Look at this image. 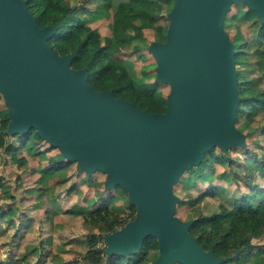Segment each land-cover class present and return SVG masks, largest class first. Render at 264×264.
<instances>
[{
	"label": "water",
	"instance_id": "1",
	"mask_svg": "<svg viewBox=\"0 0 264 264\" xmlns=\"http://www.w3.org/2000/svg\"><path fill=\"white\" fill-rule=\"evenodd\" d=\"M244 2L264 22V0H175L165 42H153L159 82L170 84L164 112L148 111L111 90L87 83L73 55L58 54L24 0H0V92L7 131L35 128L77 167L107 173L106 188L121 185L136 216L106 235L109 254L135 253L147 235L158 240L155 264H220L175 216L173 185L214 145H245L236 125L239 102L234 45L224 29L232 4Z\"/></svg>",
	"mask_w": 264,
	"mask_h": 264
},
{
	"label": "trees",
	"instance_id": "2",
	"mask_svg": "<svg viewBox=\"0 0 264 264\" xmlns=\"http://www.w3.org/2000/svg\"><path fill=\"white\" fill-rule=\"evenodd\" d=\"M24 1L34 13L40 27L47 25L54 27V31L48 39L53 49L60 55L71 53L73 55L71 67L75 69L85 67L87 69V83L91 87L96 90H111L114 97L125 99L148 111H165L170 89L164 92V88L170 87V84L152 80L157 76L156 67L158 65L153 53L148 51L156 66L148 70L143 61L139 72H137L129 55H127L126 49L131 47L134 53L139 54L141 58L144 54L142 47L145 42L149 41V47L156 41L165 42L159 38L162 34L167 36L168 13L172 10L175 0ZM89 2H95L93 12L89 14L92 15L90 20L109 18L111 21L109 33L101 34L89 23H85L82 10ZM241 45L242 48L249 47L247 41H243ZM246 53L245 50L240 49L235 52L236 62L238 55H242L247 62L250 61L251 57L250 55L246 56ZM258 57V71L264 78V49L258 54ZM240 73L237 71L240 98L235 125L242 119H246L250 126L256 121L257 114L264 110V88L252 86L250 79L241 82ZM152 74H154L153 77ZM246 81L249 82L247 86L245 85ZM4 105L0 103V152L4 151L10 155V159L18 163V168L28 164L32 157L38 156L39 161L33 170L34 172L38 171L39 180L45 186L33 190L40 194V197L45 194L44 189L47 188L52 191L46 200L49 206L36 207L45 208L44 212L46 215H50V218L58 209H62L63 212L69 213L71 216H82L88 224L96 229L90 231L83 240H78V238L66 240L61 235V244L56 246L54 252H48L44 241L41 240L37 246L30 249L31 252L35 251L39 254L40 257L37 262L40 263L42 258L50 253L54 264L61 262L69 264L68 260L66 261L61 256V253L68 251L71 245L77 244V242L82 247L87 248L80 257V264H122L123 260H125L124 264H148L150 261H155L151 258L150 252L152 249H158L159 244L157 237L151 234L143 238L138 252L128 254H109L106 252L104 235L122 228L128 221L134 219L136 216L134 204L127 201L126 197L124 199L119 196L121 194H118V190L106 188L104 186L105 181L101 184L99 181L96 184L93 174H87L85 170L77 168V174H86L85 178L81 176L80 179L75 174L77 186L83 184L90 187L104 186V189L101 190L102 195L98 197V200L91 203L86 201L88 200L87 197L83 202H79L80 199L76 198L73 200L75 203L71 206L63 207L62 202L53 192L56 191L60 182L68 178L67 169L71 162L77 163V161L69 160L63 153L64 158L54 159L52 155L48 156L53 149H61L53 146L49 141L50 145L43 150L41 144L46 139L40 136L35 128H30L24 133L9 134L7 128L11 117ZM236 127L242 132L245 131L241 127ZM252 127L254 134L264 135V125ZM13 137L17 139L16 142L11 140ZM263 146L259 144L258 151L248 146L245 147L255 161H260L255 168L252 166L251 170H246L245 176L239 177L235 170L221 171L216 174L211 170L215 161L219 160L222 155L215 152L217 145L206 151L198 163V167L191 171L196 176L197 181L201 183L197 192L192 195L187 194L190 196V203L193 204L195 210L204 199L215 197L216 193L220 192L218 189L223 188L225 184H227L226 188L231 190L230 196L227 195V202L220 201L216 210L211 212L199 211L189 219L191 224L188 232L197 238L198 244L206 252L211 251L221 257L220 264L238 263L240 261L242 263L245 258H253L256 253L254 240L264 238V184L256 183L253 178L257 171L255 169L258 168L260 171L264 169V151L259 150ZM241 147L243 146H233L235 151L240 150ZM21 149H24V153L18 156ZM43 158L49 160L45 166L41 165L40 160ZM94 172H100V170ZM51 178L56 180L50 181ZM208 180L209 183H207ZM205 181L206 184L203 188L202 185ZM70 187L67 190V200L63 199V203L68 202L73 196H79L76 188L71 189ZM3 192H8V185L0 178V196ZM8 195L10 198H14L12 193ZM89 197L91 196L88 195ZM51 203L57 204L56 210L52 209ZM122 206L126 207L128 212L123 211ZM17 208L11 204L0 206V218L8 220V223L12 224L16 231L22 228L27 231L30 227L29 220L16 216L18 214ZM5 233H7V229L3 227L0 236ZM102 240L104 243L100 242ZM49 241L51 242V238ZM9 243L11 242L0 243V264H22V261L28 258L27 254L30 251L20 254L17 250L20 241L16 244L11 243L7 253V255H11L6 259L2 258L5 255L2 248L8 246ZM27 248L26 245L25 249ZM16 254L21 256H16ZM72 263H76V260Z\"/></svg>",
	"mask_w": 264,
	"mask_h": 264
},
{
	"label": "rangeland",
	"instance_id": "3",
	"mask_svg": "<svg viewBox=\"0 0 264 264\" xmlns=\"http://www.w3.org/2000/svg\"><path fill=\"white\" fill-rule=\"evenodd\" d=\"M72 2H76L77 0H71ZM82 1V0H80ZM93 8H95V2H89L85 5V9L82 10V17L85 21V23H89L92 27L96 28L98 31H100L101 34H107L110 31V19L109 18H102V19H95L90 20L92 18L91 12H93ZM166 14V13H164ZM259 18V19H258ZM224 29L228 34L229 39L231 40L232 44L234 45V50L237 52L240 50H245L247 52L246 56L251 57L250 61H246L245 58L241 55L237 56V62H236V69L240 73V81L244 82L246 79H250V84L252 86L257 88H264V78L261 77L260 72L258 71V64L257 59L258 54L264 49V22L260 20V17L258 13L248 7L244 2H236L232 4L231 8L228 10L227 15L225 17L224 21ZM162 41H166L167 36L166 34H162L159 38ZM243 41H247L249 44V47L242 48ZM149 42V41H148ZM145 42V45L142 47V52L144 53L142 57L140 58L139 54L134 53V51L130 48L126 49L127 55H129L131 61L133 62V66L137 72H139L143 61L146 63L145 68L146 69H152L156 66L154 64V59L152 55L148 52L151 51L149 47V43ZM238 49V50H237ZM141 51V50H140ZM139 51V53H140ZM152 77L154 74L151 75ZM152 80H156L155 78H152ZM151 83V82H150ZM245 85H249V82L246 81ZM170 87H165L164 92H167ZM240 96V95H239ZM0 103L5 104L6 110L8 111V105L5 103L4 97L2 93L0 92ZM10 116V114H9ZM257 121V123H256ZM256 121H254L253 125H248V121L246 119H242L239 123L236 124V126L241 127L245 131L243 132L245 134V146L241 147L240 150L235 151L232 147H228L226 149H222L219 146L215 148V152L221 153L219 160L217 159L211 168V170L216 174L221 171H231L235 170V172L238 174L239 177L245 176L246 170H251V167H256L257 164L260 163V161H255L254 157L250 152H247L245 149L246 146L252 148L253 150L258 151L259 144L264 145V135H256L253 132L252 126H262L264 125V110L260 111L256 116ZM13 142H16L17 139L13 137L11 139ZM50 143L48 140L42 142L41 148L44 150L47 146H49ZM236 146V145H235ZM239 146V145H238ZM259 150L264 151L263 148L260 147ZM24 153V149L19 150L18 156H21ZM63 152L59 149H53L49 153L48 156L52 155L54 159L64 158ZM62 154V155H61ZM10 155L6 154L4 151L0 152V178H2L6 185H8V192H3L2 196H0V206H5L8 204H11L13 206H17V212L18 214L16 216L22 217L24 219L29 220L30 227L27 231H25V228L20 229L19 231H16L14 226L10 223H8V220L5 218H0V231H2V228L7 229V233L2 234L0 236V243L1 242H11L13 244H16L19 239L18 237H23L27 241V247L31 249L33 246H37L40 239L45 240L46 236L51 234L52 239L56 241L55 244L59 243V236H64L66 240L70 238H78V240H83L82 238H85L86 235L94 229V227L90 224H88L82 216H71L69 213L63 212L62 209H58L57 212L54 213L52 218H50V215L45 214V208H37L36 206H49V203L46 201L52 194V191L50 189H44L45 194L40 197V194H37L33 189H38L39 187L45 186L42 181L39 180L40 174L38 171L34 172V166L38 163L39 157L34 156L32 157L28 164L19 167L18 163L16 161H12L10 159ZM67 158V157H66ZM53 159V160H54ZM67 160V159H66ZM41 165L45 166L48 163V159L43 158L40 160ZM198 164L193 165V168L188 167L184 169V171L181 173V175L178 178V181L174 183L173 185V192L177 195L178 200L175 205V216L179 217L180 219L184 221H188L192 217H194L199 211L203 212H211L217 209L218 204L220 201L227 202V195L230 196L231 190L227 187V184L224 185L223 188L218 189L220 192L216 193L215 197H210L204 199L200 205H198V208L195 210L193 207V204L190 203V196H187V194H194L197 192V189H199L200 184L199 181H197L196 176H194L193 173H191L192 169L197 168ZM76 162H71L67 169L68 178H66L64 181L60 182L59 187H57L56 191L53 192L55 195L58 196L59 200L62 202L63 207H69L73 203H75L73 200L76 198H79V202H83L85 197H87V202L91 203L92 201L98 200V197L101 194V190L104 189V186H87L85 185L80 189V191H77L79 193V196H75L72 201H68L66 203H63V199L67 200L68 196V188L71 185V189L78 188V182H75V174L78 179L83 176L85 178V173H79L76 172ZM255 172V175L253 176L254 181L256 183H262L264 184V169L259 170L258 168ZM88 172V171H87ZM101 172V173H100ZM100 172H93L90 174H93V177L95 178L96 184L103 183L106 181L107 173L100 171ZM36 173V174H35ZM58 176V175H57ZM51 180H56L55 178H51ZM74 180V181H73ZM217 182V181H216ZM209 183V180L207 181ZM75 184V185H74ZM206 184V181L202 185L204 188ZM43 186V187H44ZM75 186V187H74ZM220 187V185H218ZM231 186V185H229ZM31 187V188H30ZM106 187V186H105ZM109 189H115L118 190V194H121L122 198L126 197L127 201L130 202L129 199V193L125 188H123L121 185L114 186L113 188ZM126 191V193H125ZM12 193L14 198H10L8 194ZM224 194V195H223ZM88 195L91 197L88 198ZM125 199V198H124ZM46 201V202H45ZM45 202V204H44ZM131 203V202H130ZM133 204V203H132ZM52 209H57V204H52ZM128 205V203H126ZM135 206V204H134ZM122 210L125 212H128V209L126 207L122 206ZM136 208V206H135ZM137 209V208H136ZM136 215V212H135ZM20 237V238H21ZM103 240L106 241V235H104ZM100 241L101 243H104V241ZM2 250L4 251L5 255L2 256V258L6 259L8 258V248H10V244ZM256 253L253 258H245V260L240 262H232V263H223V264H264V238L262 239H256L254 240ZM46 247H48V250L50 249V244L46 243ZM12 247V245H11ZM18 250V249H17ZM84 247H82L81 244H72L71 248H69L68 251L61 253V256L65 259H73L76 257H80L81 254H83L85 251ZM20 254L23 253L22 250H18ZM17 252V253H18ZM18 256H21V255ZM150 256L152 259H155V261H150L148 264H155L156 260L160 257V250L158 249H152L150 252ZM244 259V258H243ZM36 260V256L31 255L29 256L28 262H25V260L22 261V264H32ZM125 263V260L122 261V264ZM51 264H54V262L51 260ZM175 264H183L180 261H176Z\"/></svg>",
	"mask_w": 264,
	"mask_h": 264
},
{
	"label": "crops",
	"instance_id": "4",
	"mask_svg": "<svg viewBox=\"0 0 264 264\" xmlns=\"http://www.w3.org/2000/svg\"><path fill=\"white\" fill-rule=\"evenodd\" d=\"M156 79V78H155ZM157 81V80H156ZM158 82V81H157ZM162 83H164V82H162ZM171 88V87H170ZM78 167L76 166V169H77ZM87 174H90V173H88L87 171H85ZM93 173V172H92ZM106 182V181H105ZM85 185L83 184V185H81V186H79L78 188H76V192L77 191H79L82 187H84ZM58 187H59V185H58ZM75 198V196H73L70 200H68V201H72V199H74ZM49 238H51V242L49 241ZM62 238V236H59V240ZM82 239H85V238H82ZM41 240H43V239H40L39 241H37L38 243L41 241ZM19 241H20V245H19V247H18V250H22L23 251V253H26V252H28V251H30V249L29 248H27V249H25V247H26V245H27V241L25 240V238H20L19 239ZM44 241V243L46 244V243H49L50 244V249L48 250V252H50V251H56V246L57 245H60L61 243L59 242V243H57V244H55L56 243V241H54V239H52V236H51V234H49L48 236H46V238H45V240H43ZM45 248L46 249H48V247H46L45 246ZM84 249L85 250H83V251H85L86 252V247H84ZM84 252V253H85ZM83 253V254H84ZM19 254H16V256H18ZM31 255H34V256H36V260H35V262L34 263H32V264H51V260H52V257H51V254L50 253H48V255H46V256H44L43 258H42V260H41V262L39 263V262H37V260H38V258L40 257L39 256V254L37 253V252H35V251H33V252H28V254H27V256H28V258H26V259H24L25 260V262H28V259H29V256H31ZM82 255V254H81ZM81 257V256H80ZM80 257H76V258H73V259H68V262H69V264H80V261H81V258ZM57 260V259H56ZM76 260V263H72L73 261H75ZM67 261V260H66ZM30 264V263H29ZM60 264H64L63 262H61Z\"/></svg>",
	"mask_w": 264,
	"mask_h": 264
}]
</instances>
